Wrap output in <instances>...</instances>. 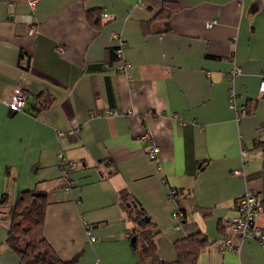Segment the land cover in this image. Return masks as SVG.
Here are the masks:
<instances>
[{
	"label": "crops",
	"instance_id": "1",
	"mask_svg": "<svg viewBox=\"0 0 264 264\" xmlns=\"http://www.w3.org/2000/svg\"><path fill=\"white\" fill-rule=\"evenodd\" d=\"M166 1L172 11L159 14ZM112 34L125 42L130 78L116 68ZM233 63L238 116L228 104ZM262 70L264 0H0V264H20L5 242L7 206L32 188L47 193L45 238L76 264H151L130 238L143 230L166 263L177 240L200 230L197 264H264L254 239L216 248L237 197L252 189L264 205ZM21 84L52 103L34 114V100L7 108ZM123 192L146 226L128 216ZM256 223L264 227V210Z\"/></svg>",
	"mask_w": 264,
	"mask_h": 264
},
{
	"label": "trees",
	"instance_id": "2",
	"mask_svg": "<svg viewBox=\"0 0 264 264\" xmlns=\"http://www.w3.org/2000/svg\"><path fill=\"white\" fill-rule=\"evenodd\" d=\"M171 11L170 4L166 1L163 3L159 14L168 15ZM52 101L53 97L50 94L41 92L36 95L34 102L26 109L34 114L42 108L49 107ZM241 112L242 110H240ZM176 194L177 189L174 188L172 195L176 196ZM119 200L128 216L139 227H144L149 223V218L143 209L138 207L137 203L130 199L127 193H121ZM4 201L3 196L0 205ZM47 202V193L43 190L32 188L18 191L14 201L7 206L9 220L5 242L18 255L20 264H76L78 255L70 259L60 258L43 234ZM146 217L148 218L147 221ZM182 217L183 212L181 211L179 222H181ZM135 234L132 232L130 235V238L135 237L133 248L138 250L144 259H149L151 264H197L199 251L207 245L206 236L202 231L191 232L175 242L176 259L166 263L156 255L155 245L150 238V231L143 230L142 239L138 240V235Z\"/></svg>",
	"mask_w": 264,
	"mask_h": 264
},
{
	"label": "built area",
	"instance_id": "3",
	"mask_svg": "<svg viewBox=\"0 0 264 264\" xmlns=\"http://www.w3.org/2000/svg\"><path fill=\"white\" fill-rule=\"evenodd\" d=\"M37 0H27L29 6L33 7ZM143 4L140 3V6ZM215 20L207 22V26H211ZM33 30V27L30 28ZM112 37L117 38V44L114 47V53L117 57L116 60V68L119 72L126 74L128 78H130V74L128 73V68L130 67L131 63L123 56V49L125 46L124 40L121 36L117 34H112ZM59 50L62 47H58ZM241 73V67L236 63H233L231 70L229 71V75L231 77V85L228 89V104L231 108H233L237 114H240V109L236 103V91L232 85L233 78ZM258 96H264V70H262L259 74V83H258ZM34 97L32 93L28 90V88L21 84L16 85L11 90L9 98L7 101H4V104L7 108L14 110V111H22L27 103V101H33ZM107 111H104L106 113ZM77 127L70 128L67 132L73 133L76 131ZM59 135H62V131L57 132ZM149 134L147 132H143L139 137L142 139L149 138ZM147 156L150 159L157 158L158 147L152 144L147 149ZM245 151L242 150V154ZM59 158L61 163L64 166L69 168H73L76 166L75 162L69 161L63 156L62 153H59ZM232 173L235 175L243 174L244 172L241 169H233ZM72 184L71 181L67 183L68 186ZM174 192V189L171 190V194ZM264 210V205L256 191L252 189L245 190L239 197L236 198V202L234 204V214L224 220V233L221 238L216 243V248L220 253L225 251H239L240 246L243 241L248 239H254L258 241L260 244H264V227L260 226L256 223L257 215ZM181 215V211H177L175 216L179 219ZM179 224V222H178ZM91 225H87V234H89V239L94 240L95 237L91 235L90 232Z\"/></svg>",
	"mask_w": 264,
	"mask_h": 264
},
{
	"label": "water",
	"instance_id": "4",
	"mask_svg": "<svg viewBox=\"0 0 264 264\" xmlns=\"http://www.w3.org/2000/svg\"><path fill=\"white\" fill-rule=\"evenodd\" d=\"M13 112H14V111H13ZM134 205H135V203H134ZM147 220H148V218L146 217V221H147ZM134 241H135V237L132 236V237H131V242L134 243Z\"/></svg>",
	"mask_w": 264,
	"mask_h": 264
},
{
	"label": "rangeland",
	"instance_id": "5",
	"mask_svg": "<svg viewBox=\"0 0 264 264\" xmlns=\"http://www.w3.org/2000/svg\"><path fill=\"white\" fill-rule=\"evenodd\" d=\"M138 225V224H137ZM139 226V225H138Z\"/></svg>",
	"mask_w": 264,
	"mask_h": 264
}]
</instances>
